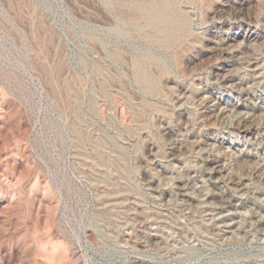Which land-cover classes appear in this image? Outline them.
Returning a JSON list of instances; mask_svg holds the SVG:
<instances>
[{
  "label": "rangeland",
  "instance_id": "rangeland-1",
  "mask_svg": "<svg viewBox=\"0 0 264 264\" xmlns=\"http://www.w3.org/2000/svg\"><path fill=\"white\" fill-rule=\"evenodd\" d=\"M207 4L222 9L223 17L205 23L207 33L187 49V34L176 39L177 34L160 33L140 16L129 21L125 3L115 13L112 0H0V113L6 115L0 127L28 129L24 139L11 136L5 144L0 140V264H264V201L237 196L240 203L261 211V218L254 214L259 218L254 226L241 224L234 210L225 213V221L211 224L205 215L211 212H202L196 200L188 204L177 199L168 180L172 172L194 168L188 153L191 142L165 156L170 144L158 129L159 116L169 119L172 132H178L186 121L202 119L205 113L186 102L169 118L152 107L148 124L139 126L126 125L123 116L117 120L113 115V84H121L119 100L126 102L130 83L128 75L119 73L124 68L119 49L140 46L144 34L154 36L151 48L160 59H139L140 65L171 77V84L197 90L195 83L176 73L172 53L186 49L189 69L205 76L196 68L215 61L212 49L221 37L217 26L225 24L223 30L230 33L239 23L227 19L229 8L239 0ZM260 4L264 6V0H247L245 7L253 11ZM227 64L228 73L248 80L260 100H242L253 109L242 128L235 126L231 132L209 126L195 130V135L202 131L200 135L215 137L221 153L237 150L251 157L255 151L250 144H258L264 154V143L251 128L264 109V77L255 83L250 70ZM153 82L148 95L166 92ZM205 88V82L198 88L202 95ZM209 93L219 96L220 91L215 87ZM140 131L148 135L141 137ZM147 146L156 148L151 162L142 159ZM16 164L28 174L19 201L21 177L12 169ZM37 175L39 191L30 192ZM248 182L263 189L258 178ZM164 191L168 201L162 203L158 199ZM219 191L215 186L216 198L206 208L218 206ZM7 199L14 206L6 212ZM39 203L40 216L33 225ZM239 207L246 215V208ZM201 214L209 223L202 222Z\"/></svg>",
  "mask_w": 264,
  "mask_h": 264
},
{
  "label": "bare ground",
  "instance_id": "bare-ground-1",
  "mask_svg": "<svg viewBox=\"0 0 264 264\" xmlns=\"http://www.w3.org/2000/svg\"><path fill=\"white\" fill-rule=\"evenodd\" d=\"M112 1L114 2L115 13H118L120 4H127V18L129 21H133L136 16H140L139 19L149 20L151 26H154L160 33H169L171 35L177 34L176 39L181 36L185 37L187 34L186 38L190 37V42L185 40L184 46H186L187 49H191V45L189 44H192L193 40L198 39L199 35L207 33L209 29H207L208 27L205 28V26H203L205 23L223 17L221 14L222 9L214 6L209 7L207 4L208 0H198V2L192 0L190 3L185 2V0H175V2L174 0ZM203 2H205V4H203ZM246 3L247 0H239L238 6L233 5V7L229 8L230 11L227 14V19L228 17H232L235 21L239 22L237 25L230 28L232 30L230 33H226L225 30H223L222 26L225 24L217 26L220 34L218 36L221 37L218 39L216 46L212 49V55L215 56V61L196 68L205 73V76H197L194 73L197 70L189 69L191 58L185 57L186 49L182 47V49L175 50L172 53V56L174 54L176 73L185 81L189 80L192 84L195 83L197 90L189 86L183 87L176 82L171 84V77L163 76L164 74L156 75V71H152L149 67L147 69L140 65L139 59L145 62L149 61L151 58H156L155 60L160 59L158 52L151 48L150 40H153L154 36L152 37L149 34H144V39H142V44L140 46L133 45L129 48L125 47V49H119L118 52L121 55L119 57L120 63L125 68L122 67L119 73L128 75V78L131 81L128 80L131 84L129 83L127 93L128 98L126 102L119 100L118 89L121 88V84L118 83L119 80L116 81L118 84H113L115 91L113 115L115 119L118 120L120 116H123L126 125H144L148 124L146 116L152 107L158 108L159 110L156 109L157 112L167 114L169 118H172L174 110L180 104H185L186 102L191 104L193 109L198 110L200 114H206L202 119L186 121L182 129L178 132H172V128L168 124L170 122L169 119L167 120V118L163 117L164 115L162 117L159 116L158 129L163 136H167V143L170 144L168 151L167 149H164L165 156L170 155V153H173V151L175 152V150L182 149L185 143L191 142L188 153L191 157V167L194 168L192 170H182L183 173L179 172L174 174L172 172L168 180H170L172 184L177 199L182 200L183 202H188V204H191L192 201L196 200L198 205H201L202 212H211L205 214L208 215L207 217L212 221L211 224H219L220 222L225 221V213L232 210L240 214L241 224H246L247 226L256 225V223L259 222L258 219L262 217L260 216L261 211H256V207H253L254 205H246L243 202L240 203V199H238L240 198V195L248 194L255 200L254 202L264 201V185L263 189H261L257 188L255 185L250 186V183L248 182L249 178L255 177L260 179L264 184V154L259 152L260 149L258 148V144H250V147L255 151V155L251 157L248 154L238 152L237 150H230L226 153H221L217 151L219 142L215 137L208 136L207 134L200 135L202 131L199 132V137L195 135V130H203V127L209 126L217 129H225L231 132L235 126H240V128H242L246 125L247 120L250 119V116L253 114V109L244 105L242 100L251 99L255 102L260 100L259 97L256 98L257 96L253 94L254 91L252 92V88L248 85V80L241 78L238 75L236 77L227 71L230 70L228 69L227 63H229L230 67L231 65L234 66L237 64L238 66L239 64L240 68L243 67L246 70H250L251 73L247 74L251 76L252 81L258 79L260 75L261 77H264V59L262 57L264 55V26L261 28L262 30L257 29L258 25H264V6L260 4L256 7L257 9L249 11L246 8L248 5L245 7ZM138 21L140 20H137V22ZM223 21H221V23ZM140 27H143V24ZM159 52L165 57V52L162 53L161 50ZM155 80L156 82H159L160 88H163L164 86L166 92L162 91L159 96L153 97L148 95L147 91L154 87L153 81ZM204 82L207 89H204L205 93L202 95L198 88L200 87V84ZM215 87L220 91L219 96L210 95L209 93V91ZM162 97L165 99L162 100ZM231 98L235 101L229 102ZM260 107H264V105L261 104ZM164 119H166L165 122L167 121V123L163 122ZM0 120L5 121L6 115L0 113ZM121 124L120 121L117 125ZM251 128L260 136L262 143H264V109H261L260 115L251 125ZM27 134L28 129H21L18 126H13L11 124H5L0 127V140L4 144L8 143L11 136L24 139L27 137ZM139 134L141 137H146L148 132L140 131ZM155 149V146L146 147V151L142 158L144 162H151L153 160L155 157ZM19 166V164H16L12 168L21 177L20 192L17 194L18 198L16 201L21 199L20 193L24 190L23 188H25L24 185L28 178V174L25 171H21ZM248 169L250 170L248 171ZM197 181L200 183L198 187L196 186ZM215 186H218L221 191L220 198L218 196V206L214 208H206V206L212 203V200L216 198L214 195ZM29 188L28 191L30 192L32 190L39 191L40 176L37 175L35 177ZM225 191L228 192L226 195L227 197L224 195ZM168 196L171 197V194ZM237 196L239 197L237 198ZM42 197L47 198L45 194H43ZM234 197L238 199V202L234 200ZM165 199L166 193L164 191L159 196L158 201H161L162 203L168 201ZM239 204H241L242 209L246 208L244 209L246 215H243V212L239 210L241 209ZM13 206V202L8 201V199L5 201L4 207L6 212ZM40 208L42 207H40L39 203L36 206L35 214L33 213L35 215L33 216V225H35L37 217L40 216ZM48 211H50V206H48L46 212ZM255 213H258V216L260 217L254 218ZM29 214L31 215V213ZM199 217L203 223H209L207 220L208 218L204 219L202 214ZM29 218L32 219V217ZM48 261L49 259L46 257L45 262L49 263Z\"/></svg>",
  "mask_w": 264,
  "mask_h": 264
}]
</instances>
